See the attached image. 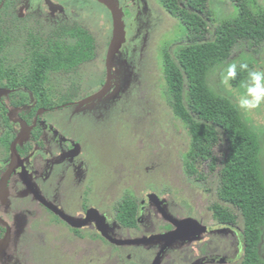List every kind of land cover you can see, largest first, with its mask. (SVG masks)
<instances>
[{"label":"rangeland","instance_id":"rangeland-1","mask_svg":"<svg viewBox=\"0 0 264 264\" xmlns=\"http://www.w3.org/2000/svg\"><path fill=\"white\" fill-rule=\"evenodd\" d=\"M108 1L118 5L127 32L112 66L113 94L87 102L78 112L67 106L53 115L64 132H76L82 137L85 174L81 179L69 175L52 177L41 185V191L69 207L79 202L83 185L93 179L98 206L106 201L112 204L109 219L105 214L101 217L107 232L118 240L141 239L175 229L149 199V194L155 193L175 219L194 218L207 228L174 241L158 264H242L243 215L220 199L217 172L207 174L203 164L201 170L207 174L204 182L188 176L185 155L191 149L192 135L168 101L164 53L167 50L177 58L179 48L188 43L186 26L164 8L161 0ZM249 1L255 8H264V0ZM210 5L218 20L238 13L234 0H210ZM94 8V18L85 15L81 20L97 40L96 58L83 65L77 78L82 97L98 91L106 79L111 15L102 3H95ZM215 27L216 22L210 25L209 39L214 38ZM5 63L14 64L10 54ZM235 68L248 73L238 86L231 82V70ZM208 83L216 93L232 100L243 118L259 132L264 171V95L257 107H241L242 100H255L250 88L264 89V43L257 47H249L248 43L237 46L229 59L211 70ZM215 152L222 159L225 144H219ZM128 194L137 196L143 204L137 227H125L115 217L114 208ZM215 202L236 211L235 225L219 223L211 209ZM29 204L34 212H42L40 204L30 200ZM13 217L21 221L18 213ZM24 221L39 223V218ZM71 235L65 225L17 230L5 250V264H35L34 259L40 260L39 264H155L166 244L162 239L130 244L115 243L102 236L77 240ZM262 256L264 260V244Z\"/></svg>","mask_w":264,"mask_h":264},{"label":"flooded vegetation","instance_id":"flooded-vegetation-1","mask_svg":"<svg viewBox=\"0 0 264 264\" xmlns=\"http://www.w3.org/2000/svg\"><path fill=\"white\" fill-rule=\"evenodd\" d=\"M97 2L107 7L101 0H0V59L5 62V57L10 54L14 63L4 66L9 72H0V87L8 90L0 95V264H5V250L20 229L65 225L77 240H96L102 236L115 242L101 217L105 214L109 219L112 204L106 201L98 206L93 179L83 185L79 202L69 207L40 189L52 177L69 175L81 179L85 174L87 164L82 137L76 132H64L53 115L67 106L78 112L85 104L79 107L77 103L97 93L106 83L107 66L102 87L90 95H79V71L97 55L96 37L81 20L85 15L94 18ZM108 10L112 38L113 19ZM74 26H83L95 39L92 59L69 68L52 63L49 66H33L38 57L53 59L61 50L66 51L68 45L77 43L78 37L68 31ZM109 94H113L110 87L103 98ZM21 120L27 123L28 129L23 141L17 143L20 158L5 188H1L3 177L13 164L12 145L22 132ZM132 196L139 201V224L143 204L137 196ZM29 200L40 204L42 212H34ZM119 204L114 208L115 217L120 224L128 227L117 217ZM14 213L20 215V222L12 218ZM30 217H38L39 223L24 221ZM100 226L109 237L104 235ZM39 262L34 259L35 264Z\"/></svg>","mask_w":264,"mask_h":264},{"label":"trees","instance_id":"trees-1","mask_svg":"<svg viewBox=\"0 0 264 264\" xmlns=\"http://www.w3.org/2000/svg\"><path fill=\"white\" fill-rule=\"evenodd\" d=\"M163 6L187 28V44L174 58L164 53V71L168 84V101L175 114L188 126L192 135L190 151L185 155L187 174L204 182L207 174L217 172L218 195L223 202L238 208L244 218L242 264H264V171L259 132L244 118L239 107L228 97L216 93L208 83L211 70L229 59L242 43L257 47L264 43V8H255L249 0H234L238 13L217 19L210 0H161ZM216 22L215 35L209 39L210 25ZM78 42L68 45L55 58L38 57L33 66L74 67L93 58L95 39L83 26L71 27ZM0 59V72H9ZM248 73L231 70V82L238 86ZM224 143L222 159L216 147ZM207 166V174L201 170ZM139 201L128 195L119 204L117 217L124 225L138 224ZM219 223L233 226L238 214L222 202L211 205Z\"/></svg>","mask_w":264,"mask_h":264},{"label":"water","instance_id":"water-1","mask_svg":"<svg viewBox=\"0 0 264 264\" xmlns=\"http://www.w3.org/2000/svg\"><path fill=\"white\" fill-rule=\"evenodd\" d=\"M101 1L103 3H105L107 5V7L110 9L111 14H112V19H113L112 38H111V41H110V44L108 47V51H107V56H106V66H107V71H108L107 80H106V83L104 84V86L101 90H99L97 93L79 101L77 103L79 107L83 106L84 104H86L89 101L99 99V98L101 99L106 95V92H107L108 88L110 87L111 70H112L113 62H114L118 52L120 51V49L122 48L123 44L126 42V39H127L125 22H124L123 16L121 14V11H120L118 5L113 1H108V0H101ZM7 91L8 90L6 88L0 87V95L7 93ZM21 123H22V132L20 133L19 137L14 141V143L12 145L13 164H12L10 170L3 177L2 183H1V188H5L7 181L9 179L10 173L14 169L15 163L20 158V155L17 152V143L23 141V139L25 137V131L27 134V129H28V127H26L27 123L24 120H21ZM149 199L157 206V208L160 210V212L163 214V216H165V218L170 220L175 225L176 228L169 233L154 235L151 237H146V238H141V239H133V240H118V239H114V238H111V239L117 243H130V244H140V243H144V242H147V241L153 240V239L165 240L166 244L159 251V254H158L156 262H155V264H158L163 253H164V251L174 241H176L179 238L185 237V236L195 235V234H198L200 232L206 231L207 228L202 227L200 225V223L194 218H187L184 220L175 219L173 216H171L170 214H168L166 212V210H165V208L161 202V199L159 198V196L157 194H155V193L149 194ZM186 226H190L191 229L185 230ZM100 230L104 233V235L109 237L107 232L105 231V229L102 226H100ZM7 239H8V236L3 241V244L7 241Z\"/></svg>","mask_w":264,"mask_h":264},{"label":"clouds","instance_id":"clouds-1","mask_svg":"<svg viewBox=\"0 0 264 264\" xmlns=\"http://www.w3.org/2000/svg\"><path fill=\"white\" fill-rule=\"evenodd\" d=\"M257 81H259V76L256 77ZM249 92L255 97L254 101L249 100H242L241 101V107H248V108H255L259 105L261 96L264 95V89H261L259 87L257 88H250Z\"/></svg>","mask_w":264,"mask_h":264}]
</instances>
